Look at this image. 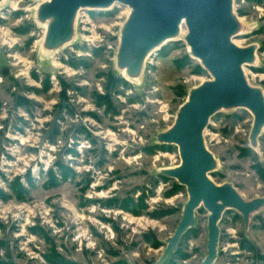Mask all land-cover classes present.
Returning <instances> with one entry per match:
<instances>
[{
    "label": "rangeland",
    "instance_id": "374dc122",
    "mask_svg": "<svg viewBox=\"0 0 264 264\" xmlns=\"http://www.w3.org/2000/svg\"><path fill=\"white\" fill-rule=\"evenodd\" d=\"M38 1L0 7V264H154L188 199L161 171L179 163L177 146L157 135L211 76L185 34L148 53L138 79L121 75V4L79 10L75 39L46 49ZM233 11L235 44L256 46L245 77L264 95V0ZM252 123L246 109H221L203 132L211 179L245 200L264 196V129L252 146ZM208 214L195 210L162 264H201ZM218 227L212 264H264V206L246 222L226 208Z\"/></svg>",
    "mask_w": 264,
    "mask_h": 264
},
{
    "label": "water",
    "instance_id": "95a60500",
    "mask_svg": "<svg viewBox=\"0 0 264 264\" xmlns=\"http://www.w3.org/2000/svg\"><path fill=\"white\" fill-rule=\"evenodd\" d=\"M234 0H47L37 10L40 21L48 20L43 47L55 49L70 41L73 20L81 9L99 10L113 4L128 6L116 53L117 66L129 76H138L145 57L160 45L174 40L183 23L184 39L193 57L209 72L210 78L191 88L179 106L170 127L157 135L159 142L177 146L180 161L162 173L186 187L188 199L174 232L154 264H162L182 233L193 223L194 212L202 204L207 217V252L201 264H212L219 236L218 220L226 208L240 212L246 222L251 213L264 206V196L245 200L229 182L216 183L210 173L216 159L205 145L203 132L211 117L221 109L250 111L253 123L250 142L264 126V95L249 84L243 67L255 60L256 46L233 42L240 23L233 11Z\"/></svg>",
    "mask_w": 264,
    "mask_h": 264
},
{
    "label": "bare ground",
    "instance_id": "6f19581e",
    "mask_svg": "<svg viewBox=\"0 0 264 264\" xmlns=\"http://www.w3.org/2000/svg\"><path fill=\"white\" fill-rule=\"evenodd\" d=\"M6 1H7V0H0V7H1L3 4H5ZM45 1H47V0H39V1L36 3V5L33 6V7L36 9V13H37V10H38L39 5H40L42 2H45ZM33 4H34V3H33ZM126 9H127L128 14H129V12H130V8H129L128 6H126ZM33 10H34V9H33ZM79 13H81V12H80V11H77L76 14H75V16H74V20H73V35H72V37H71V39H70V40H72V41H73V40L75 39V37H76V33H75L74 29H75L76 20H77V17H78V14H79ZM39 22L41 23V26L43 27V29H44V34H45L46 27H47V24H48V20H44V21H40V20H39ZM184 34H186V27H185V25H184L183 23H181L180 26H179L178 35H184ZM82 37H84L85 39H88V37H86V36H82ZM92 38L94 39V38H96V36H95V37H92ZM43 39H44V35H43L42 38H41V42H42V43H43ZM233 42L235 43L234 40H233ZM255 55H256V52H255ZM255 57H256V56H255ZM144 60H145V59H144ZM49 61H50V59H49ZM52 64H53V63H52ZM243 71H244V74H245L244 67H243ZM120 73H121V75L125 76V77H126L127 79H129V80H136V79H138V77H136V76H129V75L127 74L125 68H121V69H120ZM262 129H264V126H263Z\"/></svg>",
    "mask_w": 264,
    "mask_h": 264
}]
</instances>
